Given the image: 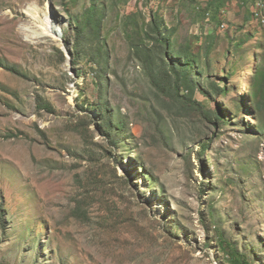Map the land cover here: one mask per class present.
Returning <instances> with one entry per match:
<instances>
[{
  "label": "rangeland",
  "instance_id": "1",
  "mask_svg": "<svg viewBox=\"0 0 264 264\" xmlns=\"http://www.w3.org/2000/svg\"><path fill=\"white\" fill-rule=\"evenodd\" d=\"M211 2L0 0V264H264V0Z\"/></svg>",
  "mask_w": 264,
  "mask_h": 264
},
{
  "label": "trees",
  "instance_id": "2",
  "mask_svg": "<svg viewBox=\"0 0 264 264\" xmlns=\"http://www.w3.org/2000/svg\"><path fill=\"white\" fill-rule=\"evenodd\" d=\"M226 0H213V2L208 3L209 8H211V10H213L216 14L221 13V10L224 7ZM91 13H95L94 8L92 7L90 9ZM215 18V17H214ZM151 25H150V29L149 32H152L153 37H150L151 39L159 42L161 45H163L162 47H164L166 45V43L163 44V41L161 40V36H162V29L159 26V18L158 17H154L153 21H151ZM86 24V22H85ZM80 25H77V34L80 33ZM147 32L146 35H149L150 33ZM78 49V45H76V50ZM74 62V61H73ZM183 64V63H182ZM181 64V65H182ZM169 68L171 70V73L174 75L175 77V82L178 83L179 81L184 82V89L188 92L190 91V94H193V88H190V82L187 80L188 76L186 74H184V72H179V70H182V68H186L187 63L183 64L182 66H180V64H177L175 62L173 63H169ZM0 67H3L4 69L13 72V73H18L16 67L14 65L12 66H8V65H3L0 64ZM182 67V68H181ZM263 70L258 72V77H257V82L255 84V91H257L255 93V99L259 100V98L262 97L263 95V84L260 83L259 79H261V82H264V71ZM164 71H162L163 73ZM262 72V73H261ZM261 73V74H260ZM176 86H173V90L175 91V93L180 94L178 91H176ZM179 87V86H178ZM218 87V86H217ZM259 95V98L256 97ZM38 106L39 108H44V109H48L50 110L49 104L45 103L44 101L39 100L38 101ZM105 121H107V119H104ZM109 122V121H107ZM104 129H108L109 130V125H105ZM218 245H219V249L224 253V255L226 256V260L229 264H254V262L251 260L250 256H248L246 253L241 252L231 241H227L223 238L222 235L218 234Z\"/></svg>",
  "mask_w": 264,
  "mask_h": 264
},
{
  "label": "bare ground",
  "instance_id": "3",
  "mask_svg": "<svg viewBox=\"0 0 264 264\" xmlns=\"http://www.w3.org/2000/svg\"><path fill=\"white\" fill-rule=\"evenodd\" d=\"M38 10L39 9L35 5H33V6L31 5L28 8V11H30L32 16H33L34 24H36L38 26V30L41 31L42 35L50 36L53 39H55L57 36L55 34V30H56L55 28L56 27H54V25H53V23H54L53 18L50 15H45L44 18H42V16L40 17ZM50 18H51V20H50ZM38 30L33 31V34H37ZM27 31H29V30L27 29Z\"/></svg>",
  "mask_w": 264,
  "mask_h": 264
},
{
  "label": "clouds",
  "instance_id": "4",
  "mask_svg": "<svg viewBox=\"0 0 264 264\" xmlns=\"http://www.w3.org/2000/svg\"><path fill=\"white\" fill-rule=\"evenodd\" d=\"M262 22H264V21H262Z\"/></svg>",
  "mask_w": 264,
  "mask_h": 264
}]
</instances>
